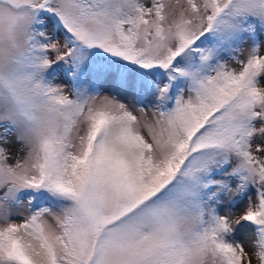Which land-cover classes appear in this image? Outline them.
Here are the masks:
<instances>
[{"label":"snow or ice","instance_id":"snow-or-ice-1","mask_svg":"<svg viewBox=\"0 0 264 264\" xmlns=\"http://www.w3.org/2000/svg\"><path fill=\"white\" fill-rule=\"evenodd\" d=\"M0 264H264V0H0Z\"/></svg>","mask_w":264,"mask_h":264},{"label":"rangeland","instance_id":"rangeland-1","mask_svg":"<svg viewBox=\"0 0 264 264\" xmlns=\"http://www.w3.org/2000/svg\"><path fill=\"white\" fill-rule=\"evenodd\" d=\"M246 197L238 198V202L235 205L234 210H239L240 207L243 206V203L245 202ZM253 231V227L250 225H246L244 228H241L240 226H237V228L233 231L231 235V240H234L236 243L244 244L245 247H247V243L245 242L246 236L249 232ZM243 234V235H241Z\"/></svg>","mask_w":264,"mask_h":264},{"label":"bare ground","instance_id":"bare-ground-1","mask_svg":"<svg viewBox=\"0 0 264 264\" xmlns=\"http://www.w3.org/2000/svg\"><path fill=\"white\" fill-rule=\"evenodd\" d=\"M241 235H243V234H241Z\"/></svg>","mask_w":264,"mask_h":264}]
</instances>
